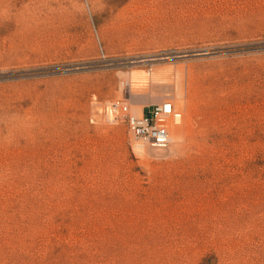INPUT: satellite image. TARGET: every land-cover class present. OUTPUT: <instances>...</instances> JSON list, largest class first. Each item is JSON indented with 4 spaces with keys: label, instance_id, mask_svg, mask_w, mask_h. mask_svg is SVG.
<instances>
[{
    "label": "rangeland",
    "instance_id": "rangeland-1",
    "mask_svg": "<svg viewBox=\"0 0 264 264\" xmlns=\"http://www.w3.org/2000/svg\"><path fill=\"white\" fill-rule=\"evenodd\" d=\"M0 264H264V0H0Z\"/></svg>",
    "mask_w": 264,
    "mask_h": 264
},
{
    "label": "built area",
    "instance_id": "built-area-1",
    "mask_svg": "<svg viewBox=\"0 0 264 264\" xmlns=\"http://www.w3.org/2000/svg\"><path fill=\"white\" fill-rule=\"evenodd\" d=\"M148 114L136 116L130 101H115L97 107L91 123L107 127L124 126L128 135L144 146L164 150L171 145V125L179 126L183 116L176 110L171 99H165L148 107Z\"/></svg>",
    "mask_w": 264,
    "mask_h": 264
},
{
    "label": "bare ground",
    "instance_id": "bare-ground-1",
    "mask_svg": "<svg viewBox=\"0 0 264 264\" xmlns=\"http://www.w3.org/2000/svg\"><path fill=\"white\" fill-rule=\"evenodd\" d=\"M145 80H146V78H145L144 74L134 72L133 74L130 75L128 83H129L130 88H134L137 85H140V84L142 85L145 82ZM133 112L136 116L140 117L142 115V109L141 108L139 109V108L135 107V108H133ZM171 127H176V125H171ZM170 136H171V134H170ZM180 136H181L180 131L178 129H174L172 136H171V143H175L176 141H178L180 139ZM143 147L144 146L141 144L138 146L137 149L141 150Z\"/></svg>",
    "mask_w": 264,
    "mask_h": 264
}]
</instances>
